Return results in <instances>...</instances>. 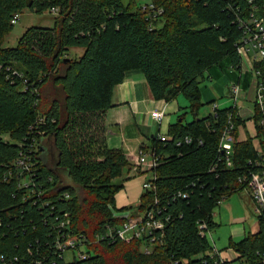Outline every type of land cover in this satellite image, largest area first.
Instances as JSON below:
<instances>
[{"label":"trees","instance_id":"obj_1","mask_svg":"<svg viewBox=\"0 0 264 264\" xmlns=\"http://www.w3.org/2000/svg\"><path fill=\"white\" fill-rule=\"evenodd\" d=\"M149 2L145 6L153 3L154 9L137 0H0V264H35V257L67 264L54 254L55 225L65 215L68 236H81L89 245L83 264H171L176 259L197 264L198 255L212 248L199 224L216 229L218 202L243 191L238 178L256 171L249 165L258 156L255 140L240 139L246 121L238 117L232 119L237 139L233 167L223 159L220 171H211L222 157L221 137L233 111L220 108L205 118L197 111L203 105L201 81L210 77V67L230 58L240 69L238 19L250 17L254 6L264 15V0ZM26 7L38 14L57 9L52 12L56 23L31 27L16 46L5 48L12 18ZM74 48L85 50L71 58ZM256 68L264 81V61ZM140 69L156 100L172 102L184 94L196 113L192 121L184 115L170 124L168 143L152 139L162 157L153 170L156 189L145 191L138 208L145 211L158 198L162 217L171 216L165 244L152 254H144L139 241L120 242L108 235L123 220L118 213L128 210L115 205L125 186L114 180L130 174L132 165L123 151L107 144L106 115L115 105L116 86L129 71ZM254 124L264 138L257 117ZM43 135L52 139L53 160L46 161L37 145L33 184L19 188L14 161ZM187 137L193 142L187 143ZM32 189L43 193L24 201ZM187 192L190 198L178 197ZM259 222L258 233L230 243L249 260L264 254V214Z\"/></svg>","mask_w":264,"mask_h":264},{"label":"built area","instance_id":"obj_2","mask_svg":"<svg viewBox=\"0 0 264 264\" xmlns=\"http://www.w3.org/2000/svg\"><path fill=\"white\" fill-rule=\"evenodd\" d=\"M252 2L254 0H251ZM145 9H154V4L152 3L149 7L144 6ZM52 12L57 13V9H53ZM161 13V11H159ZM20 19V13H17L12 22L14 25L18 24ZM239 26L242 29V37L236 45L238 54L241 56V64L239 68L241 73L248 71L253 73L252 83L250 87L244 89L242 82H237L229 88V97L233 100L232 108L233 113H231L229 118V123L227 129L224 131L221 137V144L219 146V153L222 155L217 162L211 167V171L219 172L220 166L222 165L223 159L225 160L227 166L233 167V145L237 139L234 137V129L236 125L232 120L234 117L242 118V120H251L254 122V118H258V124L264 131V81L261 78V71L256 68V63L264 61V15H261L259 9L254 6L251 11L250 17L247 19H238ZM246 68L245 70L242 68ZM247 105H251L248 107ZM220 108L216 103L213 105V112L217 114ZM153 117L158 120L161 125L166 114L160 111L152 112ZM44 119L40 118V122L43 123ZM257 127V126H256ZM42 136V135H41ZM258 142L255 140L254 146L258 152V156L254 161H250L249 165L252 166L256 171L250 170L249 173L243 174L238 178V181L244 186V189L251 196V201L253 202V207L255 209V215L258 218L262 217L264 214V138L255 136ZM39 138V140L43 139ZM158 141L163 143H168L172 138L171 135L163 136L159 134L157 136ZM37 137L33 138V144H31L30 151L22 153L15 162V168L17 171V178H19V188L30 187L33 184L32 174L34 173V165L32 157L35 155L39 149L37 146ZM187 143H192V139L187 137L185 139ZM203 143V142H202ZM179 142L178 145H181ZM42 149V147H41ZM162 159L158 153L150 147H143L139 153V160L136 163L137 167H144L151 174L148 181L144 182V191H151L156 189L154 184L155 174L153 170L158 166L160 160ZM9 177H13V172L9 173ZM6 176L5 181L9 180ZM43 192H38L32 189L30 193H27L24 197V201H33L42 195ZM178 197L187 199L189 197L187 193H179ZM190 198V197H189ZM229 199L228 196H224L222 200L218 202L219 206ZM142 203V202H141ZM140 205V204H139ZM139 207V206H138ZM161 200L156 198V200L149 206L145 211L138 210L133 212L126 210L122 213H118L123 219L118 225L115 226L109 232L111 238L116 239L120 242L132 243L133 241H139L142 243L141 251L144 254H152L156 251L157 247H160L164 243L165 231L167 230L166 224L169 223L171 216H163L162 213ZM66 219L56 222L55 230L58 232L56 235L57 239L54 241L55 252L54 254L58 257L60 256L65 260L67 264H83L89 258L87 249L89 245L85 243V239L81 236H68L70 231V221L69 216L65 215ZM1 223V220H0ZM260 224V222H259ZM200 235L207 238V234L211 232L209 226L202 221L199 224ZM37 244H41L38 240ZM211 244V243H210ZM33 245V244H32ZM30 244L31 247H34ZM38 246V245H37ZM211 250L200 254L197 257V264H264V254L259 253L258 258L254 260H249L241 252L231 249V252L235 253L232 259L226 257V251L217 249L216 246L211 245ZM230 251V250H229ZM35 264H57L58 261L55 259L47 258H33ZM171 264H189L188 260H174Z\"/></svg>","mask_w":264,"mask_h":264},{"label":"rangeland","instance_id":"obj_3","mask_svg":"<svg viewBox=\"0 0 264 264\" xmlns=\"http://www.w3.org/2000/svg\"><path fill=\"white\" fill-rule=\"evenodd\" d=\"M140 5L145 6L150 3L149 0H137ZM55 13L46 11L45 13H36L29 8H25L20 13V19L18 24L14 25L11 33L8 35L4 43V47L16 46L18 41L24 36L26 30L31 27L53 28L55 20ZM79 52L70 51L71 58L79 57ZM244 70L246 68L242 67ZM210 71L206 74L207 79L201 81V98L203 105L198 109L199 117L203 118L211 114L213 111V105L216 103L219 108H226L233 105L232 98L229 97V88L237 83L239 80L242 82V87L247 89L251 85L253 73L247 70L240 74L239 69L232 67L230 58H225L219 65L210 67ZM171 102V101H170ZM190 101L185 95L178 96L177 99L170 103V109L167 111L168 117L165 118L162 124L161 135L166 136L170 132L169 124L177 122L186 115L187 121H192L196 117V113H193L190 108ZM250 107L251 105H247ZM251 121V120H250ZM242 127L240 134L242 137L249 135L254 140H257L256 136V124L249 122L248 128ZM247 134V135H246ZM8 137V136H6ZM37 145L42 147L43 158L48 162H52L54 156L55 147H53L52 139L44 136L43 139L37 140ZM144 168V167H143ZM125 175L121 178H116L114 182L124 184V188L117 192L115 200L117 202L116 207H128L129 211L137 212L138 206L142 202V195L144 191V182H147L150 173L144 172L142 175L131 176L130 179L125 180L129 175L125 171ZM125 182V183H124ZM238 196L230 197L228 202H223L220 206L216 207L214 221L219 224L216 229L207 234V239L210 240L211 245L216 246L217 249L222 251H229L231 246V240L235 243H239L245 239L244 235L249 233H255L258 229V218L255 215V209L253 202L246 201L243 204L239 202ZM230 203L233 205L229 207ZM135 208V209H133ZM241 221L246 225L245 233L243 236H236L235 227L236 222ZM234 236V237H233ZM141 248V247H140Z\"/></svg>","mask_w":264,"mask_h":264},{"label":"crops","instance_id":"obj_4","mask_svg":"<svg viewBox=\"0 0 264 264\" xmlns=\"http://www.w3.org/2000/svg\"><path fill=\"white\" fill-rule=\"evenodd\" d=\"M84 50L85 48L72 49L73 52H79V56L83 54ZM145 76V73H143L141 69L129 71L124 81L116 86V90L113 92V102H115V105L113 108L109 109L106 115L107 144L109 145L110 149L115 150L117 148L118 150L123 151V153L126 155V158L130 160L132 165L130 174L125 180L130 179L131 176L142 175L144 172H148L145 166L144 168L136 166V163L139 160V153L143 147L147 148L153 146L152 139L155 136L157 137L160 132H162L161 127L165 120L164 118L162 124L160 125L158 120L153 117L152 112L156 110L164 112L167 118V111L170 109V101H158L156 98H154L151 92V86H149ZM249 122L253 121L247 120L244 130L248 128ZM171 123L172 122L170 121V124ZM240 131V139L247 140V138L250 137L247 134V137H242ZM233 196H238L240 199L239 202L241 204L252 199L245 189L233 194ZM229 199L225 200L224 202H228ZM229 207L232 208L233 205L230 203ZM125 208L129 209L128 207H121L119 209ZM259 226L260 224H258L257 231L251 234L258 233L260 228ZM245 227L246 225L241 221L236 222L235 227H233L236 232V236H243L245 233ZM231 241H234L233 238ZM231 249L232 248H230V251H226L225 253L226 257L229 259H232V257L235 256V253L231 252Z\"/></svg>","mask_w":264,"mask_h":264},{"label":"water","instance_id":"obj_5","mask_svg":"<svg viewBox=\"0 0 264 264\" xmlns=\"http://www.w3.org/2000/svg\"><path fill=\"white\" fill-rule=\"evenodd\" d=\"M181 121V120H180Z\"/></svg>","mask_w":264,"mask_h":264}]
</instances>
